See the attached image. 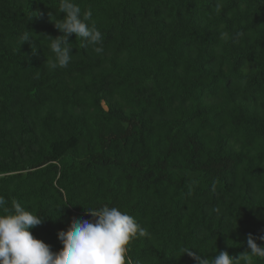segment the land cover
<instances>
[{"label": "trees", "instance_id": "16d2710c", "mask_svg": "<svg viewBox=\"0 0 264 264\" xmlns=\"http://www.w3.org/2000/svg\"><path fill=\"white\" fill-rule=\"evenodd\" d=\"M72 2L91 10L103 53L73 34L68 66L51 69L60 0H0L7 207L43 218L30 231L53 252L73 217L93 219L83 207L102 206L147 230L132 264H198L184 249L238 258L249 233L264 247V0L219 13L217 0Z\"/></svg>", "mask_w": 264, "mask_h": 264}, {"label": "clouds", "instance_id": "9594fccd", "mask_svg": "<svg viewBox=\"0 0 264 264\" xmlns=\"http://www.w3.org/2000/svg\"><path fill=\"white\" fill-rule=\"evenodd\" d=\"M222 6L221 0H217L214 11L219 13ZM57 12L65 14L63 19L50 20L63 35L55 38L47 35L50 43L45 47L53 54L46 55L45 63L49 68L64 69L68 66L72 51L67 46L68 37L73 34L76 41H85L96 54L103 53V47L98 46L102 45L103 37L92 19L91 10L81 14L80 7L72 0H60ZM51 15L50 12L49 17ZM242 35L243 33L238 34ZM30 37L29 33H24L20 37L21 46ZM220 37L222 40L230 39L224 31L220 32ZM7 203L0 196V264H132L128 255L132 241L148 236L147 230L133 216L119 208L83 207L93 219L73 217L67 231L58 234L63 247L58 252H53L48 244L35 238L30 231L42 225L44 219L25 210L16 200L11 201V208L7 207ZM259 239L264 240V236ZM184 254L192 257L198 264H240L241 261L243 264H255L256 258L264 260V247L257 244L256 238L249 233L247 250L240 253L238 258L227 251H219L210 259L189 249H184Z\"/></svg>", "mask_w": 264, "mask_h": 264}]
</instances>
